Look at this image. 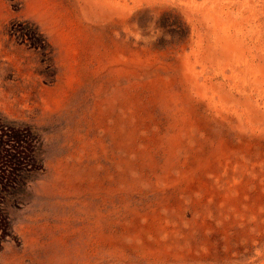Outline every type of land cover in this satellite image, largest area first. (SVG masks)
Wrapping results in <instances>:
<instances>
[{
  "label": "rangeland",
  "instance_id": "1",
  "mask_svg": "<svg viewBox=\"0 0 264 264\" xmlns=\"http://www.w3.org/2000/svg\"><path fill=\"white\" fill-rule=\"evenodd\" d=\"M0 171V264H264V0H0Z\"/></svg>",
  "mask_w": 264,
  "mask_h": 264
},
{
  "label": "trees",
  "instance_id": "2",
  "mask_svg": "<svg viewBox=\"0 0 264 264\" xmlns=\"http://www.w3.org/2000/svg\"><path fill=\"white\" fill-rule=\"evenodd\" d=\"M1 172V171H0ZM25 172V165L23 166V168H22V170H18V169H16V168H13V169H11L10 171H9V174L10 175H17V174H19V173H24Z\"/></svg>",
  "mask_w": 264,
  "mask_h": 264
}]
</instances>
